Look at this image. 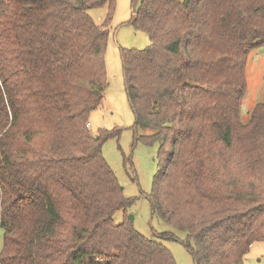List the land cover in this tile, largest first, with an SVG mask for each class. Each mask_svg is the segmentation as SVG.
Returning <instances> with one entry per match:
<instances>
[{"label": "trees", "instance_id": "obj_1", "mask_svg": "<svg viewBox=\"0 0 264 264\" xmlns=\"http://www.w3.org/2000/svg\"><path fill=\"white\" fill-rule=\"evenodd\" d=\"M115 4L0 0L1 264H177L127 214L135 198L102 152L120 130L87 126ZM105 5L97 23L88 9ZM130 22L150 37L121 60L135 127L152 129L136 139L158 143L152 209L195 264H245L264 241V101L240 119L264 0H141Z\"/></svg>", "mask_w": 264, "mask_h": 264}, {"label": "rangeland", "instance_id": "obj_2", "mask_svg": "<svg viewBox=\"0 0 264 264\" xmlns=\"http://www.w3.org/2000/svg\"><path fill=\"white\" fill-rule=\"evenodd\" d=\"M141 0H116L115 12L108 26L109 35L105 53L107 87L101 105L89 113L88 128H117V136L108 138L102 152L123 187L124 195L134 197L127 207L133 216V224L142 234L164 243L173 253L177 264H195L190 251L184 245L186 232L164 221L153 211L149 193L154 175L158 170V143L148 144L136 139L152 129L135 127V114L129 100L121 60V47L143 48L150 43L148 32L136 28L131 22L134 9ZM108 6L88 9L97 23H102ZM247 89L240 108V119L248 122L254 106L264 101V45L251 50L246 62ZM137 129V130H135ZM114 221L124 219L123 209L114 213ZM162 232H171L172 237H161ZM4 243V230L0 227V250ZM245 264H264V241L254 242L244 258ZM1 264V262H0Z\"/></svg>", "mask_w": 264, "mask_h": 264}, {"label": "water", "instance_id": "obj_3", "mask_svg": "<svg viewBox=\"0 0 264 264\" xmlns=\"http://www.w3.org/2000/svg\"><path fill=\"white\" fill-rule=\"evenodd\" d=\"M129 217H130V219L133 221V216H132V215H130Z\"/></svg>", "mask_w": 264, "mask_h": 264}]
</instances>
